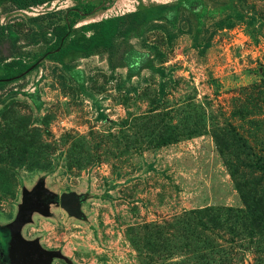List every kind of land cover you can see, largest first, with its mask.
Listing matches in <instances>:
<instances>
[{
	"label": "rangeland",
	"instance_id": "obj_1",
	"mask_svg": "<svg viewBox=\"0 0 264 264\" xmlns=\"http://www.w3.org/2000/svg\"><path fill=\"white\" fill-rule=\"evenodd\" d=\"M99 1L0 0L1 59L44 52L0 80V258L29 200L49 264H264V0L73 8ZM163 5L111 49L47 57L56 24Z\"/></svg>",
	"mask_w": 264,
	"mask_h": 264
},
{
	"label": "trees",
	"instance_id": "obj_2",
	"mask_svg": "<svg viewBox=\"0 0 264 264\" xmlns=\"http://www.w3.org/2000/svg\"><path fill=\"white\" fill-rule=\"evenodd\" d=\"M193 1L202 3V0H188L189 3ZM115 2L116 0H101L97 4L85 2L76 4L73 8L77 10L81 16H87L101 8H110ZM168 8V6L164 5L158 6L154 9H148L145 13L141 10H135L92 22L83 26L85 30L92 31L89 36L84 38H78L74 35L69 36L71 27L68 23L56 24L52 29L55 38L53 43L47 48V57L50 60L62 61L71 52L89 54L101 48L111 49L115 46L118 37L129 36L131 33L141 30V18L146 16L147 12L159 9L167 11ZM135 54L136 56L132 57L131 61L127 62L130 72H136L146 64L143 62L142 52L135 51ZM42 55H44V52L33 54L31 57L33 60L30 62L22 56L10 60L1 59L0 57V68L3 70L0 80L4 83L23 75L24 72L31 67L33 62ZM257 203L258 202H254V205L252 204L253 215H257L259 212L260 208L257 206ZM258 217H260V215H258Z\"/></svg>",
	"mask_w": 264,
	"mask_h": 264
},
{
	"label": "water",
	"instance_id": "obj_3",
	"mask_svg": "<svg viewBox=\"0 0 264 264\" xmlns=\"http://www.w3.org/2000/svg\"><path fill=\"white\" fill-rule=\"evenodd\" d=\"M60 204L68 212L75 211L73 194L61 195ZM31 202L24 200L17 218L10 225L9 256L12 264H49L60 253L44 248L38 239H27L21 233L22 225L29 219Z\"/></svg>",
	"mask_w": 264,
	"mask_h": 264
},
{
	"label": "flooded vegetation",
	"instance_id": "obj_4",
	"mask_svg": "<svg viewBox=\"0 0 264 264\" xmlns=\"http://www.w3.org/2000/svg\"><path fill=\"white\" fill-rule=\"evenodd\" d=\"M0 264H8V260L6 259V256H4V253L0 258Z\"/></svg>",
	"mask_w": 264,
	"mask_h": 264
}]
</instances>
